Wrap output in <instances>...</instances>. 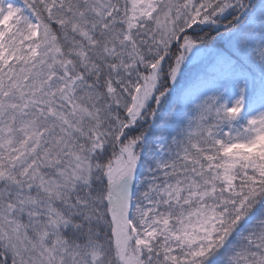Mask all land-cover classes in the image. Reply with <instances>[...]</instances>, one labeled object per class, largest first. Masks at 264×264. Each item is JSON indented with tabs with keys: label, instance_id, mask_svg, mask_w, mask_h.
Listing matches in <instances>:
<instances>
[{
	"label": "snow or ice",
	"instance_id": "1",
	"mask_svg": "<svg viewBox=\"0 0 264 264\" xmlns=\"http://www.w3.org/2000/svg\"><path fill=\"white\" fill-rule=\"evenodd\" d=\"M0 264H264V0H0Z\"/></svg>",
	"mask_w": 264,
	"mask_h": 264
}]
</instances>
